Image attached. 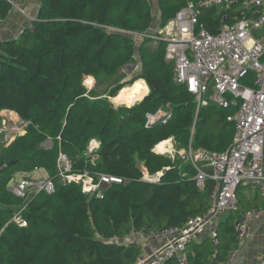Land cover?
Returning a JSON list of instances; mask_svg holds the SVG:
<instances>
[{
	"label": "trees",
	"instance_id": "16d2710c",
	"mask_svg": "<svg viewBox=\"0 0 264 264\" xmlns=\"http://www.w3.org/2000/svg\"><path fill=\"white\" fill-rule=\"evenodd\" d=\"M158 1L164 27L187 2L201 0ZM10 9L0 0V22ZM220 17L216 8L201 9L199 22L215 34ZM152 24L146 0H42L33 28L20 40L0 45V115L14 112L27 123L26 134L0 151V264H138L142 249L126 241L133 232L183 227L208 210L212 182L202 191L191 164L155 149L175 139L185 149L226 151L235 135L227 120L232 111L211 104L197 113L193 95L175 82L165 44L154 47L147 40L139 46V79L150 88L141 102L114 109L106 100L86 97L84 82L118 75L136 56L133 35L150 34ZM167 104L172 108L168 123L147 127V114ZM93 140L100 142L94 165L86 155ZM60 153L75 172L126 182L106 188L103 200L88 199L79 184L57 178ZM40 169L54 179L56 192L17 198L9 188L14 177ZM161 173L157 182L146 181ZM237 194L239 210L217 229L216 261L210 240L195 246L202 249L196 253L187 247L188 264H221L235 249L234 221L258 209ZM22 208L26 227L12 221Z\"/></svg>",
	"mask_w": 264,
	"mask_h": 264
},
{
	"label": "built area",
	"instance_id": "2783aa9c",
	"mask_svg": "<svg viewBox=\"0 0 264 264\" xmlns=\"http://www.w3.org/2000/svg\"><path fill=\"white\" fill-rule=\"evenodd\" d=\"M208 8H216L221 13V27L215 34L199 22L201 9ZM134 35L150 39L155 44H165L166 59L175 64V82L193 95L197 113L211 104L232 111L227 120L234 125L235 135L226 151L194 152L190 145L186 154L184 162L195 169L197 186L203 191L208 182L213 184L206 212L190 217L183 227L151 232L143 228L133 232L126 241L140 246L137 239L144 236L164 242L159 250L138 264H165L169 260L188 264L187 247L202 231H207L216 261L219 243L216 221L239 210L237 192L243 187H253L258 188L264 197V0L189 1L157 35ZM146 118L147 127L167 124L172 118L171 105L147 114ZM95 141L90 143V153L87 148L93 165V156L100 149L99 145H94ZM57 169V178L65 184H79L82 194L91 199L103 200L106 188L126 182L99 172H75L72 161L63 153L59 155ZM10 190L19 199H29L41 193L53 195L56 184L50 177L26 175L17 182L11 181ZM263 210L260 207L242 212L234 221L236 249L230 259L247 246L252 237L251 222ZM23 211L24 208L12 219L20 227L27 226L22 218ZM262 230L264 234V222Z\"/></svg>",
	"mask_w": 264,
	"mask_h": 264
},
{
	"label": "crops",
	"instance_id": "0c3cea01",
	"mask_svg": "<svg viewBox=\"0 0 264 264\" xmlns=\"http://www.w3.org/2000/svg\"><path fill=\"white\" fill-rule=\"evenodd\" d=\"M12 2L10 12L8 16L0 22V45L8 42H14L20 40L22 35L29 29L33 28L35 21L38 20L40 10L42 7V0H10ZM153 14V24L158 25L162 19L161 8L158 0H146ZM156 7V8H155ZM157 13H156V11ZM152 24V26H153ZM152 29V28H151ZM2 57V51L0 50V59ZM147 96V95H146ZM9 112V111H3ZM14 113V112H12ZM15 116L19 117L16 113ZM20 119V118H19ZM171 142V140H168ZM99 142V141H98ZM100 143V142H99ZM169 151L167 147L166 152ZM156 152V151H155ZM164 155V153H158ZM41 171H35L30 176L38 175ZM18 175V174H17ZM17 175L15 178H17ZM20 175V174H19ZM23 178V177H22ZM21 178V179H22ZM240 195H243V200L249 203L251 208H264V197L258 188L247 187L240 189ZM239 195V196H240ZM230 214H226L216 221V226L220 227L224 223L229 221ZM264 222V210L251 222L252 237L249 240L247 246L243 248L235 257L230 259L231 253L236 249V242L233 246L235 249L230 251L226 257V261L221 264H264V234L262 230ZM228 238L230 236L225 234ZM235 237V236H234ZM206 241H210V236L207 231H202L198 238L188 247V250L192 253L201 251L195 249V246L203 245ZM162 240L149 239L142 236L140 242V248L142 249V260L148 259L155 251L159 250L163 246ZM196 255V254H195Z\"/></svg>",
	"mask_w": 264,
	"mask_h": 264
},
{
	"label": "rangeland",
	"instance_id": "374dc122",
	"mask_svg": "<svg viewBox=\"0 0 264 264\" xmlns=\"http://www.w3.org/2000/svg\"><path fill=\"white\" fill-rule=\"evenodd\" d=\"M174 17H172L171 19H173ZM161 21L162 19L159 21L158 25L153 24L150 35L153 33L154 35L158 34L159 30L161 29ZM133 36H134L135 42L138 44V46L136 47V56L131 60L129 64L123 67L122 71L118 75H116L114 78H111V79H104V78L91 79V80L87 79L84 82V86L86 89V97L89 100H106L107 102H109V104L114 109H118L120 107H132L141 101V100L138 101V98L133 93L134 91L130 89H132L136 85L137 82H141V81L145 82L144 80L139 79L140 78L139 72L141 71L142 64H143L142 59H141V54H140L141 50L139 46H141V44L143 46V43L150 39L139 37L136 35H133ZM148 45H151L154 47L158 46V44H155L153 42L149 43ZM144 84L146 85V89L148 90V93H147L148 95L150 92V88L148 87L146 83ZM125 88L129 89V91L127 92V95L122 97L120 101H115L119 97L118 95L120 94V92ZM26 129H27V123H23V121L19 119V117L15 116L14 113L2 112L0 115V151L3 147L9 146L10 143H12L17 137L25 135ZM170 140H171V146H168L169 151L165 152L164 155L170 157L172 160L181 159L185 161L186 154L189 153L190 146L185 149V148H182L175 139H170ZM93 143L94 145L100 146L97 140ZM50 146H51V143L49 142L45 144L46 148H49ZM90 147H91V144L88 147V152L90 151ZM192 150L194 152L196 151L193 148ZM86 155L88 156V153ZM93 162L96 163L97 159H94ZM41 170L42 172L39 173L38 175H34V177H37V178L50 177L44 169H40L37 171H41ZM205 170L207 172H210L209 169H205ZM25 175L26 174H20V175L18 174L17 178L14 177L13 181L17 182L21 180V178L24 177ZM156 177L157 176L150 177L149 179H146V181H149V180L155 181ZM10 187H11V183L9 185V188ZM84 196L87 197L88 199L92 198L90 196H86V195ZM136 238L137 237H134L133 239L136 240ZM137 240L138 242H141L142 239L138 238Z\"/></svg>",
	"mask_w": 264,
	"mask_h": 264
},
{
	"label": "bare ground",
	"instance_id": "6f19581e",
	"mask_svg": "<svg viewBox=\"0 0 264 264\" xmlns=\"http://www.w3.org/2000/svg\"><path fill=\"white\" fill-rule=\"evenodd\" d=\"M144 83L145 82H143V81L137 82L136 85L132 89H130V90L134 91L133 93L138 98V101L142 100L148 93V90L146 89V85ZM128 91H129V89H126V88L123 89L120 92V94L118 95L119 97L115 101H120V99L122 97L127 95ZM168 146H171V142L165 141V142L161 143L159 146H157L155 151L158 153H165Z\"/></svg>",
	"mask_w": 264,
	"mask_h": 264
},
{
	"label": "water",
	"instance_id": "95a60500",
	"mask_svg": "<svg viewBox=\"0 0 264 264\" xmlns=\"http://www.w3.org/2000/svg\"><path fill=\"white\" fill-rule=\"evenodd\" d=\"M39 16H40V14H39ZM144 98H145V97H144ZM144 98H143V99H144ZM143 99H142V100H143ZM142 100H141V101H142ZM141 101H140V102H141ZM9 112H10V111H9ZM17 162H18V159L12 160V161H10V162L7 163V166L15 165ZM161 176H162V173L159 174V175H157V177H156L155 181H153V183H155V182H157L158 180H160Z\"/></svg>",
	"mask_w": 264,
	"mask_h": 264
},
{
	"label": "clouds",
	"instance_id": "9594fccd",
	"mask_svg": "<svg viewBox=\"0 0 264 264\" xmlns=\"http://www.w3.org/2000/svg\"><path fill=\"white\" fill-rule=\"evenodd\" d=\"M159 146V145H158ZM29 175V174H28ZM26 176V175H25ZM13 181V180H12ZM244 188H247V187H244ZM218 228V227H217Z\"/></svg>",
	"mask_w": 264,
	"mask_h": 264
}]
</instances>
